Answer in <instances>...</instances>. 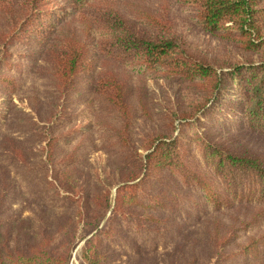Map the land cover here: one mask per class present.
<instances>
[{"label":"trees","instance_id":"trees-1","mask_svg":"<svg viewBox=\"0 0 264 264\" xmlns=\"http://www.w3.org/2000/svg\"><path fill=\"white\" fill-rule=\"evenodd\" d=\"M159 5L165 11L173 5L191 8L203 30L257 59L213 63L165 20L122 11L115 0H0V107L5 104L0 121L8 117L23 75L35 72L41 61L40 71L60 100L71 91L92 96L84 126L52 136L51 125L62 120L55 113L40 140L48 155L38 169L12 145L2 154L6 163L33 169L40 186L35 193L63 212L52 219L46 210L15 214L22 193L0 162V264H70L82 240L81 264H109L107 244L127 243L131 235L155 247L176 231L171 217L182 206L200 207L190 190L201 193L216 217L206 229L205 251L185 264H207L212 253L230 247L241 248L224 255L230 261L243 254L256 257L264 247V0H160ZM20 45L27 50L19 51ZM131 72L199 81L207 97L190 100L184 109L180 104L167 109L158 131L135 144L133 128L140 112L147 114V104L139 97L144 106L139 109L129 96ZM96 132L99 148L117 162L88 192L79 185L83 174L77 163L88 155L87 147L96 148ZM241 136L262 145L247 147ZM75 138L78 143L65 155L52 154L56 142ZM97 186L106 188L96 191ZM35 193L29 189V197ZM243 208L254 209L249 221L219 217Z\"/></svg>","mask_w":264,"mask_h":264},{"label":"rangeland","instance_id":"rangeland-1","mask_svg":"<svg viewBox=\"0 0 264 264\" xmlns=\"http://www.w3.org/2000/svg\"><path fill=\"white\" fill-rule=\"evenodd\" d=\"M115 1L122 11L136 10L139 13L165 20L171 29L175 30L177 34H180L192 45L198 55L207 57L213 63H218L221 60L243 63L248 60H256L258 57L256 54L242 51L223 37L207 33L192 18L191 8L181 9L173 5L170 11L167 7L165 11L163 6L159 5L160 0ZM18 49L25 52L27 47L20 45ZM40 66H44L43 61L40 62L39 68L35 72L23 75V78L19 81L21 88L16 90L12 96V104L9 105L8 110L9 115L4 122L0 121V162L6 163L2 154H7L8 148L6 147L12 145L11 147L16 150L22 151L24 159L30 166L38 169L48 155V149L45 147L46 142L40 140L50 127V121L55 113L61 116L62 120L58 124L51 125L52 136L67 132L76 125H86L85 105L87 98L90 99L92 96L85 97L80 95L78 91H71L66 94L64 101L60 100L61 98H58L55 88L42 75ZM131 74V93H129V96L134 98L133 101L137 103L139 109L144 107L138 100L139 97L147 104V114L140 112L133 128L132 138L135 144H138L139 139L147 134L158 131L160 121L167 109L171 108V111H174L172 108L178 104L181 105V109H184L185 104L190 100L202 102V99L204 100L207 97L199 81H179L155 73L140 76L134 72H131ZM3 107L5 108V104H2L0 108ZM98 108V106H95L96 115L99 113ZM102 110L100 111V117L103 114ZM79 139L75 138L63 143L56 142L52 154L55 156L65 155L73 145L78 143ZM240 139L243 145L247 147H257V144L262 145L261 141L258 142L259 139L252 140L247 136H241ZM99 141L96 132V148L90 150L87 147L85 150L88 151V155L81 157V160L77 163L81 174H83V178L78 179L79 185L85 187L88 192L95 191L98 177L103 178V174L107 171L112 174L116 167L117 160L108 151L99 148ZM86 151L83 152L82 156ZM6 164L16 187L22 193L13 205L15 214L23 211L24 216H30L41 210H46L49 215L48 218L52 219L55 213L59 214L62 211L59 209L62 207L55 208L47 205L50 202L43 200L42 196L35 193L40 186L32 179L33 169L30 170L28 167L15 164L13 160L12 163ZM104 188L106 187L97 186L96 191ZM115 188L110 189L113 195ZM29 189H34L35 198L29 197ZM188 192L200 202V207L192 208L188 204L182 206L178 211V215L171 217L172 224L176 225V231L172 230L168 236H164V240L159 239L155 247L147 242L140 241L132 235L127 243L123 240L110 242L107 244L111 253L109 264H185L184 261L192 258L195 252L205 251L203 248L207 234L206 229L211 226L216 215L212 212L210 206L203 201L199 191L190 190ZM37 197L41 198L42 201L38 200ZM44 201L47 203H44ZM53 204L62 206L61 204ZM253 213L254 209L252 208H243L237 212L230 209L220 213L219 217L223 221H229L230 216L237 215L239 222L242 223L249 221ZM254 229L255 227L252 228V231ZM121 235L130 236L126 230H122ZM83 244L84 240L79 241L75 246L70 264H81ZM132 244L137 247H131ZM258 249L259 253L256 257L251 256V254H243L230 261V257L224 255L241 250L240 247H230V249L224 250L223 254L216 255L212 253L210 260L206 261L207 264H264V247Z\"/></svg>","mask_w":264,"mask_h":264}]
</instances>
